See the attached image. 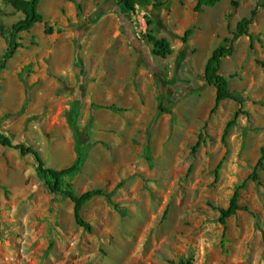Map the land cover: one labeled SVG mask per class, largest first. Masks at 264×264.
Returning <instances> with one entry per match:
<instances>
[{
    "label": "rangeland",
    "instance_id": "obj_1",
    "mask_svg": "<svg viewBox=\"0 0 264 264\" xmlns=\"http://www.w3.org/2000/svg\"><path fill=\"white\" fill-rule=\"evenodd\" d=\"M135 1L130 12L116 0H40L43 20L17 33L21 46L0 70V130L57 169L81 148L74 190L101 188L116 207L92 198L80 212L92 229L82 228L34 157L0 145V264H264V160L258 181L249 177L264 153V0L199 13L195 0ZM255 6L253 47L240 36L219 65L242 103L210 113L206 59ZM22 17L0 0L5 29ZM147 34L165 37L171 54L154 55ZM6 48L0 35V59ZM237 187L248 210L223 225L216 207Z\"/></svg>",
    "mask_w": 264,
    "mask_h": 264
},
{
    "label": "trees",
    "instance_id": "obj_2",
    "mask_svg": "<svg viewBox=\"0 0 264 264\" xmlns=\"http://www.w3.org/2000/svg\"><path fill=\"white\" fill-rule=\"evenodd\" d=\"M7 4L11 5L15 10L20 11L23 14V17L18 21L11 24L8 29H5L0 24V35H5L7 37V48L2 58L0 59V70L5 68L6 61L13 56L16 49L21 46V43L17 41V33L30 29L35 23H39L43 20V16L38 10V4L40 0H3ZM219 0H195L193 11L199 13L202 11L203 6H213ZM117 5L122 8L134 12L136 9L135 0H116ZM232 4L235 3L233 0ZM163 3H160L162 5ZM257 12V6L253 7L250 10L249 15L241 17L235 24V29L231 32V36L224 38V43L216 46L206 59L204 69H203V79L208 84L214 87L215 96L214 103L210 110V113H213L218 104L225 99H233L239 104L242 103V100L231 93L229 89V83L227 78L219 72V65L221 59L225 56H229L233 52V43L234 41L242 35L249 37V47L252 48L253 34L249 31V25L253 22V19ZM45 33H50L51 28L45 27ZM193 33V28H187L182 35V41L186 42L188 37ZM148 41L152 44V53L161 58L167 57L172 52V47L169 41L165 37H156L153 34H147ZM256 62L264 67V61L256 60ZM115 111L121 110L120 108L111 106ZM159 110L164 112H170L168 109L163 108L159 105ZM240 111H236L234 117L229 120L222 133L223 140L227 136L229 128L235 123L236 116ZM1 121V119H0ZM0 145L7 146L18 150L21 155L31 154L36 161V171L39 177L43 180L46 187L53 194H62L68 198L73 205V218L76 224L81 226L86 230H91L92 226L89 222L84 220L81 216L82 207L92 198L104 195L108 202L116 207V204L112 201L110 194L105 192L101 188L88 189L82 193H77L70 181L79 170L81 169L84 152L81 148H77V154L74 161L63 168L57 169L50 166H46L44 160L42 159L40 153L35 148L25 145L23 143H13L12 140L5 135L0 130ZM199 145V141H196L191 148V152H195L196 148ZM264 160V153L257 161V165L249 176L255 181H258L259 177L257 174V167L262 164ZM220 163L217 168H219ZM238 187L234 190L233 195L231 196L228 205L225 208L216 207L219 211V221L221 224L225 225L226 219L230 216L236 214L240 209L248 210L246 207H241L238 202ZM167 209L163 212V217L166 215ZM181 264H192L191 258L188 257L182 260Z\"/></svg>",
    "mask_w": 264,
    "mask_h": 264
}]
</instances>
